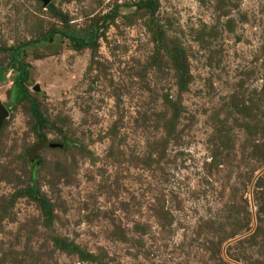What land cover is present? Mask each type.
<instances>
[{"label":"rangeland","instance_id":"rangeland-1","mask_svg":"<svg viewBox=\"0 0 264 264\" xmlns=\"http://www.w3.org/2000/svg\"><path fill=\"white\" fill-rule=\"evenodd\" d=\"M1 104L0 264H264V0H0Z\"/></svg>","mask_w":264,"mask_h":264},{"label":"trees","instance_id":"trees-1","mask_svg":"<svg viewBox=\"0 0 264 264\" xmlns=\"http://www.w3.org/2000/svg\"><path fill=\"white\" fill-rule=\"evenodd\" d=\"M61 34L68 38L71 42L74 43V46L78 49H84L90 46H93L92 43H89L87 40L84 38H79L77 35L74 33L70 32H61ZM55 34H51L48 39L52 42L53 37ZM12 62L17 63V57L15 55L12 56ZM22 70L19 79L15 82V87L18 89V91L22 94H26V89H25V82L29 78V71H28V66L25 64H20ZM9 109L13 108V105L7 106Z\"/></svg>","mask_w":264,"mask_h":264},{"label":"water","instance_id":"water-1","mask_svg":"<svg viewBox=\"0 0 264 264\" xmlns=\"http://www.w3.org/2000/svg\"><path fill=\"white\" fill-rule=\"evenodd\" d=\"M45 5L48 6L50 4V0H43ZM9 116V109L5 105H0V127L3 121Z\"/></svg>","mask_w":264,"mask_h":264}]
</instances>
